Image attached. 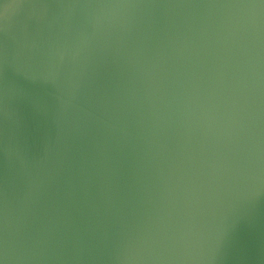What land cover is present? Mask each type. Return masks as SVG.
<instances>
[{
    "label": "water",
    "instance_id": "1",
    "mask_svg": "<svg viewBox=\"0 0 264 264\" xmlns=\"http://www.w3.org/2000/svg\"><path fill=\"white\" fill-rule=\"evenodd\" d=\"M0 264H264V0H0Z\"/></svg>",
    "mask_w": 264,
    "mask_h": 264
}]
</instances>
